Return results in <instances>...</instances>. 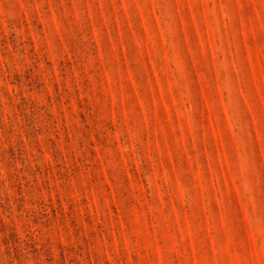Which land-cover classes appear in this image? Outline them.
<instances>
[{"label": "rangeland", "instance_id": "rangeland-1", "mask_svg": "<svg viewBox=\"0 0 264 264\" xmlns=\"http://www.w3.org/2000/svg\"><path fill=\"white\" fill-rule=\"evenodd\" d=\"M0 264H264V0H0Z\"/></svg>", "mask_w": 264, "mask_h": 264}]
</instances>
